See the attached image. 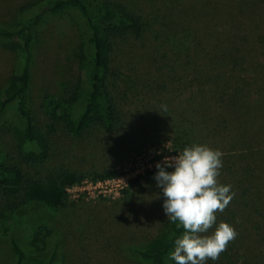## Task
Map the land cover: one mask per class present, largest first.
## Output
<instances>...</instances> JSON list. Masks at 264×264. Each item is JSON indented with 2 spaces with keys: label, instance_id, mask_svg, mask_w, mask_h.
<instances>
[{
  "label": "trees",
  "instance_id": "trees-1",
  "mask_svg": "<svg viewBox=\"0 0 264 264\" xmlns=\"http://www.w3.org/2000/svg\"><path fill=\"white\" fill-rule=\"evenodd\" d=\"M186 1L167 0L163 5L164 12L175 19L168 29H158V22L135 15L120 3L98 0H42L22 8L17 22L1 23L0 45L16 55L17 66L0 88V120L10 113L9 127L20 159L41 165L49 157L48 140L37 128L30 108L31 49L36 32L50 19L73 14L80 22L76 54L79 84L67 96H43L40 108L45 116L61 122L73 137L94 126L112 129L117 119L109 89L114 65L145 64L159 79L165 77L158 90L189 94L188 106L194 105L189 110L193 120L187 121L189 127H214V112L228 110L231 117L222 122L226 127H238L236 144L241 146V156L250 154L256 164L254 171L264 177V0L253 8L230 0H195L184 5ZM244 8L246 15L239 10ZM256 9L262 11L261 18L254 13ZM239 12L242 17L236 19ZM217 22L222 27L216 31L213 25ZM168 85L171 89L166 92ZM172 143L180 151L188 146L178 135ZM6 160L0 150V196L10 200L5 205L8 213L19 203L44 207L54 214L69 201L66 189L81 181L67 171L43 181L26 180L21 170L5 164ZM115 175L116 171H105L92 180ZM8 213H0V235L9 239L12 264L56 261L59 239L48 224L37 222L21 234L26 235L22 248L11 234ZM184 231L179 222L168 218L154 238L130 252L144 264H176L170 254L175 239ZM50 238H54L52 245ZM228 263L222 259L207 262Z\"/></svg>",
  "mask_w": 264,
  "mask_h": 264
},
{
  "label": "rangeland",
  "instance_id": "rangeland-1",
  "mask_svg": "<svg viewBox=\"0 0 264 264\" xmlns=\"http://www.w3.org/2000/svg\"><path fill=\"white\" fill-rule=\"evenodd\" d=\"M40 1L0 0V24L17 22L23 14L22 8ZM98 1L120 3L135 15L158 22V29H168L175 22L163 10L167 0ZM230 1L253 8L260 0ZM192 3L195 0L184 5ZM239 10L246 15V8ZM254 13L259 18L263 16L261 10L256 9ZM235 17L242 16L239 12ZM218 23L213 25L216 31L222 27ZM79 28V19L73 14L50 19L38 28L31 49L30 108L37 128L48 140L49 157L41 165L26 164L20 159L9 127L11 115L7 113L0 120V150L7 156L5 164L19 168L26 180L43 181L67 171L83 181L105 171H118L129 158L153 147L161 152L170 149L179 153L178 146L176 149L172 146L176 135L188 146L208 145L223 153L218 180L223 185H231L230 191L234 193L225 210L216 213L217 224L225 222L237 233L219 259L228 264H264V177L260 178L254 171L256 164L250 154L241 156V146L236 144L238 127H226L222 122L230 119L228 110L214 112V127H189L187 121H193L189 110L194 108V105L188 106L189 94L182 90L178 94L158 90V84L165 77L159 79L145 64L137 67L119 64L114 65L115 73L111 71L109 78L117 110L112 129L94 126L73 137L65 132L61 122L43 114L40 108L43 96H67L79 84L76 60ZM16 66V55L0 45V88ZM170 89L168 85L165 91ZM156 172L157 169L136 179L132 186L115 196L70 199L64 209L54 214L44 207L19 203L14 212L8 213L5 205L10 200L0 196V213L10 216L11 234L22 248L26 235L21 234L28 233L37 222L48 224L60 244L52 264H144L132 256L130 248L145 245L168 219L162 208V191L153 179ZM214 230L215 225L205 234L210 235ZM49 241L52 245L54 238ZM12 258L9 239L0 235V264H12Z\"/></svg>",
  "mask_w": 264,
  "mask_h": 264
},
{
  "label": "clouds",
  "instance_id": "clouds-1",
  "mask_svg": "<svg viewBox=\"0 0 264 264\" xmlns=\"http://www.w3.org/2000/svg\"><path fill=\"white\" fill-rule=\"evenodd\" d=\"M223 153L208 145L186 146L175 156L157 163L153 179L162 191V208L172 222L185 230L175 239L170 258L176 264H207L217 261L236 238L235 229L225 222L217 224V212H223L233 199L231 185L219 182ZM173 169L167 171L166 169ZM215 225V230L206 235Z\"/></svg>",
  "mask_w": 264,
  "mask_h": 264
},
{
  "label": "built area",
  "instance_id": "built-area-1",
  "mask_svg": "<svg viewBox=\"0 0 264 264\" xmlns=\"http://www.w3.org/2000/svg\"><path fill=\"white\" fill-rule=\"evenodd\" d=\"M178 152L168 149L166 152L153 147L150 151L140 152L132 156L124 163V167L116 171L111 178L99 180H83L66 189L68 199H76L80 196L89 198H105L118 195L125 190L131 181L143 177L155 170V165L163 161L165 157L175 156Z\"/></svg>",
  "mask_w": 264,
  "mask_h": 264
}]
</instances>
